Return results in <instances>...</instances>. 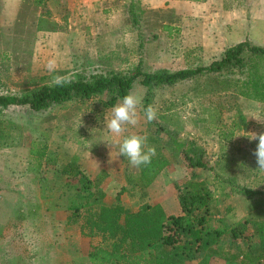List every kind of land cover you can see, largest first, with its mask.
<instances>
[{"label": "rangeland", "instance_id": "rangeland-1", "mask_svg": "<svg viewBox=\"0 0 264 264\" xmlns=\"http://www.w3.org/2000/svg\"><path fill=\"white\" fill-rule=\"evenodd\" d=\"M171 1L0 0V94H21L50 84L54 76L196 67L220 58L229 43L264 45L259 28L254 40L249 35L251 17L264 21V0H189L199 8L185 20L174 14ZM221 8L236 12L226 17ZM50 59L56 60L53 72L46 68ZM222 79L200 76L155 87L147 102V88L137 77L129 93L142 98L140 123L126 125L119 137L106 129L105 120L121 100L101 108L104 95L42 111L0 106V264H90L88 238L65 224L69 188L58 169L70 160L91 179L102 174L108 193L103 203L119 198L127 209L173 191L175 211L190 183L203 181L210 191L208 230L223 232L216 249L188 251L185 264H242L223 253L257 252L264 244L258 232L264 223V170L257 169L253 155L258 140L243 135L264 133V123L256 119H264V101L233 94L229 84L223 88L218 82ZM148 105L157 109L152 122L144 116ZM236 109L246 124L220 139ZM132 134H146L147 145L170 160L148 194L136 184L140 168L119 155L118 142ZM172 139L204 150L210 168L188 165ZM42 146L46 156L31 154ZM243 188L256 194L248 196Z\"/></svg>", "mask_w": 264, "mask_h": 264}, {"label": "trees", "instance_id": "trees-1", "mask_svg": "<svg viewBox=\"0 0 264 264\" xmlns=\"http://www.w3.org/2000/svg\"><path fill=\"white\" fill-rule=\"evenodd\" d=\"M218 75L225 77L218 82L223 88L224 83L229 84L233 94L264 101V45L243 40L225 48L220 58L196 67L160 68L151 72L137 67L131 74L114 71L89 76L80 74L67 78L70 83L64 86L41 84L21 94H0V106L27 105L34 111H42L74 99L89 100L104 95L100 104L101 108H106L129 94L137 77H141V84L147 88L145 101L148 102L155 87ZM235 112L228 129H220L222 124L219 123L220 139L228 140L236 128L246 124L241 110ZM172 140L188 165L210 168L204 150L194 151L190 142ZM30 151L37 158L46 156L45 146ZM169 163V158L158 151L151 165L140 167L136 184L146 188ZM58 176L69 188L65 224L78 228L83 237L98 239L96 244H90L87 253L90 264H185L188 251H212L219 245L223 230H208L206 216L210 191L203 181L191 182L187 192L180 196L178 214H167L159 203H144L135 209L123 208L119 198L112 204L103 203L102 174L91 179L75 160L65 162L58 169ZM242 191L248 196L256 194L249 188ZM258 232L264 234V223ZM258 248L257 252L239 249L227 255L223 253V256L231 261L241 258L242 264H264V244Z\"/></svg>", "mask_w": 264, "mask_h": 264}, {"label": "clouds", "instance_id": "clouds-1", "mask_svg": "<svg viewBox=\"0 0 264 264\" xmlns=\"http://www.w3.org/2000/svg\"><path fill=\"white\" fill-rule=\"evenodd\" d=\"M49 72L56 70V60L50 59L46 64ZM54 86H64L70 81L61 76H54L52 81ZM142 106V98L129 93L125 95L121 102L112 108V117L110 120H105L106 129L119 137L126 132V125L137 126L140 123V115L138 108ZM144 116L148 122L157 119V109L152 105L144 108ZM258 122L264 123V119L256 118ZM241 136V135H237ZM243 136H247L249 140H258L257 147L253 153L256 157L257 169L264 170V133L256 134L246 132ZM147 135L132 134L123 138L118 142L119 155L126 157L130 164L135 168L141 166L147 167L151 165L153 157L156 156V149L154 146L147 145ZM111 148V145H109Z\"/></svg>", "mask_w": 264, "mask_h": 264}, {"label": "crops", "instance_id": "crops-1", "mask_svg": "<svg viewBox=\"0 0 264 264\" xmlns=\"http://www.w3.org/2000/svg\"><path fill=\"white\" fill-rule=\"evenodd\" d=\"M169 1H171V0H169ZM202 3L204 4L205 2H202ZM192 4H194V3L190 2L189 0H172L170 7H172L174 14H176L177 16H179L180 18L185 20V19L189 18L188 14L194 12L195 7L199 8V5H195L194 6ZM222 6L223 5H221V7ZM231 11H235V10H230V12ZM220 12H222V14L225 15L226 17H228L227 15L230 13L228 10H225L223 8H221ZM231 20H232V23L234 24L235 23V19H231ZM258 28L261 30V34L260 35H261V39H262V38H264V35H263L264 34V21H263V19H260V18L251 17V26L249 28V35H250L252 40L255 39L254 38V34L256 32L255 30L258 29ZM51 31L54 32V31H57V30L54 29V30H51ZM234 43H236V42H234ZM231 44H233V43H229V45H227V46H230ZM260 44H262V43H260ZM99 161H100V159L98 157L96 159V162H99ZM86 168H87L88 171H90V168L88 166ZM103 179H105V178H103ZM154 182H157V179L156 180L154 179L153 182L150 185H148L146 188L143 189V190H145L146 194H148V192L150 193L151 191L156 189ZM103 183H101L102 186H103ZM101 188L105 192V197L103 198V200H105L107 195H108V193H107L106 189H104V187H101ZM173 194H174L173 191L172 192L168 191L167 194L162 191V193L160 195H158V197H157L158 199L155 200L153 203H159L161 205V207L164 208V210L166 211L167 214H178L179 211H180V208L177 207L175 211L172 210V208L174 209L175 206H176V203H175L176 199H174V195ZM109 200H110V197H109ZM115 201H116V198H114V200L112 202H109V203L105 202V204H112ZM144 203H145V201L141 202L140 204H138L136 206H134L132 209H135L137 206H139L141 204H144ZM177 204L180 205L179 200H177ZM85 238H88V237H85ZM89 240H91V239H89V238L87 239V244L88 245L86 246V253H88L89 248H90V241ZM86 257H87V255H86Z\"/></svg>", "mask_w": 264, "mask_h": 264}]
</instances>
